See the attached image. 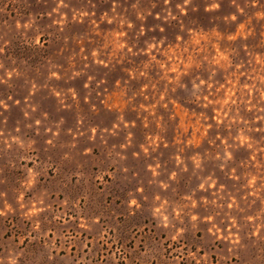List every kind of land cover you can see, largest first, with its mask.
<instances>
[{"label":"rangeland","instance_id":"374dc122","mask_svg":"<svg viewBox=\"0 0 264 264\" xmlns=\"http://www.w3.org/2000/svg\"><path fill=\"white\" fill-rule=\"evenodd\" d=\"M0 264H264V0H0Z\"/></svg>","mask_w":264,"mask_h":264}]
</instances>
